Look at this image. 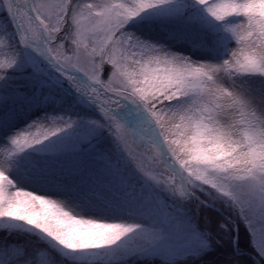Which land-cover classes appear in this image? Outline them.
<instances>
[{
    "label": "snow or ice",
    "instance_id": "snow-or-ice-1",
    "mask_svg": "<svg viewBox=\"0 0 264 264\" xmlns=\"http://www.w3.org/2000/svg\"><path fill=\"white\" fill-rule=\"evenodd\" d=\"M246 253L264 264V0H0V264Z\"/></svg>",
    "mask_w": 264,
    "mask_h": 264
},
{
    "label": "trees",
    "instance_id": "trees-1",
    "mask_svg": "<svg viewBox=\"0 0 264 264\" xmlns=\"http://www.w3.org/2000/svg\"><path fill=\"white\" fill-rule=\"evenodd\" d=\"M186 207L191 208L193 215H195V211H196V205L195 204H190V205H187ZM205 211H207L208 214L213 217V221H214L213 222V229L215 230L216 225L219 222L224 221V218L219 213L212 212L211 210L201 209L200 210V212H201V220H202V217H203ZM239 227H240L241 235H246L245 230L243 229V225H239ZM197 244H198V241L195 238V240L191 241L187 247L195 248ZM246 254H248V253H246ZM216 258H217L216 256H211L208 259L209 260H213V259H216ZM250 260H251V258L248 257L247 255H245V257L242 258V264H247V261H250ZM156 264H159V261H157ZM188 264H192V262L189 261ZM201 264H206V262H201Z\"/></svg>",
    "mask_w": 264,
    "mask_h": 264
},
{
    "label": "rangeland",
    "instance_id": "rangeland-1",
    "mask_svg": "<svg viewBox=\"0 0 264 264\" xmlns=\"http://www.w3.org/2000/svg\"><path fill=\"white\" fill-rule=\"evenodd\" d=\"M130 131L131 132H135L137 130L136 129H130ZM136 138H137V140H139L138 136ZM193 240H195V237L191 236V235H189V236H180V237H176L175 238V243L177 245H180V246H183V247H187L189 245V243L191 241H193Z\"/></svg>",
    "mask_w": 264,
    "mask_h": 264
},
{
    "label": "water",
    "instance_id": "water-1",
    "mask_svg": "<svg viewBox=\"0 0 264 264\" xmlns=\"http://www.w3.org/2000/svg\"><path fill=\"white\" fill-rule=\"evenodd\" d=\"M252 258V257H251Z\"/></svg>",
    "mask_w": 264,
    "mask_h": 264
}]
</instances>
